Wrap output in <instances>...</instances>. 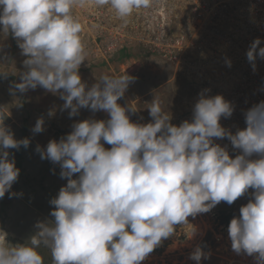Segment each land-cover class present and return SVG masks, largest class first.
<instances>
[{
	"label": "clouds",
	"instance_id": "9594fccd",
	"mask_svg": "<svg viewBox=\"0 0 264 264\" xmlns=\"http://www.w3.org/2000/svg\"><path fill=\"white\" fill-rule=\"evenodd\" d=\"M154 3L0 0V35L11 34L26 57L13 94L40 87L59 94L69 117L82 108L108 116L75 121L59 140L36 146L41 159L58 165L67 182L49 201L51 219L38 221L25 242L11 243L0 228V264H45L41 247L50 250L52 264H142L188 217L222 201L232 205L245 195L248 202L228 225L231 248L264 264V100L243 110L246 126L235 131L221 123L232 117L234 104L221 94L210 95L211 89L199 93L191 119L179 125L155 97L146 107L152 119L143 124L131 119L136 108L119 103L132 77L104 74L90 86L82 81L79 69L88 52L73 9L109 6L126 25ZM262 43L256 38L246 52L253 71L257 58L264 59ZM225 63L232 65L227 58ZM54 115L49 110L48 116ZM43 131L42 116L32 132ZM224 139L234 156L216 142ZM30 144V138L16 139L4 120L0 123V198L23 195L10 191L20 175L11 150ZM189 258L201 264L209 254L197 246Z\"/></svg>",
	"mask_w": 264,
	"mask_h": 264
},
{
	"label": "rangeland",
	"instance_id": "374dc122",
	"mask_svg": "<svg viewBox=\"0 0 264 264\" xmlns=\"http://www.w3.org/2000/svg\"><path fill=\"white\" fill-rule=\"evenodd\" d=\"M214 3L215 11L223 15H212ZM231 9L230 0H155L151 8L135 13L125 25L109 6L74 8L88 52L79 69L82 81L90 86L104 74L132 77L119 103L136 108L131 119L143 124L152 119L146 107L155 97L171 114V122L179 125L191 119L199 93L211 89L210 95L221 94L235 106L231 118L221 119L222 125L233 131L244 128L243 110L264 100V59L257 58L253 71L246 57L251 42L258 38L254 27L258 19L228 17ZM126 52L129 55L122 58ZM226 58L232 61L231 67L225 63ZM24 59L16 39L11 34L0 35V70L9 73L6 77L0 75V123L4 120L16 139H31L28 148L11 150L20 175L10 191L23 195L10 198L6 193L0 198V228L9 234L13 244L33 235L38 221L51 219L53 206L49 201L67 182L60 178L58 165L41 159L36 146L59 140L72 130L75 121L108 119L103 111L93 113L84 108L78 116L69 117L70 110L62 109L64 101L59 94L40 87L13 94L12 85L20 82ZM141 74L148 81L134 78ZM49 110H55V115L49 117ZM42 116L45 131L34 135L32 128ZM216 142L228 146L233 156L236 154L227 139ZM248 199L242 196L232 205L222 201L207 213L188 217V222L177 225L175 233L142 264H196L189 257L197 246L209 254L201 264H220L219 255L234 252L229 224L222 219V212L231 214L232 219ZM38 250L45 264H52L50 250Z\"/></svg>",
	"mask_w": 264,
	"mask_h": 264
},
{
	"label": "built area",
	"instance_id": "2783aa9c",
	"mask_svg": "<svg viewBox=\"0 0 264 264\" xmlns=\"http://www.w3.org/2000/svg\"><path fill=\"white\" fill-rule=\"evenodd\" d=\"M230 2L232 9L227 16L258 19L254 26L255 31L258 33V38L264 41V0H230ZM216 8V3H214V7L211 9V12L213 11L212 15H223L222 12L215 11ZM250 38L251 36L247 40H250ZM261 46L264 47V43ZM217 238L220 240L219 236ZM218 257L220 258V264H255L254 257L243 253L236 254L235 252H231L230 255H219Z\"/></svg>",
	"mask_w": 264,
	"mask_h": 264
},
{
	"label": "trees",
	"instance_id": "16d2710c",
	"mask_svg": "<svg viewBox=\"0 0 264 264\" xmlns=\"http://www.w3.org/2000/svg\"><path fill=\"white\" fill-rule=\"evenodd\" d=\"M125 55L123 56L122 55V58L123 57H125V56H128L129 55V53L128 52H126V53H124ZM134 78H136L138 81H140L141 79H143L144 80V82H146V81H148L147 79H145L144 78V75L143 74H141L140 76H137V77H134ZM147 85V84H146ZM225 214V212H222V219H224L225 220V222H228V224L230 223V221H231V214H228V215H224ZM223 220V221H224ZM21 238V237H20ZM17 239V238H16ZM20 243H23V239L21 240L20 239Z\"/></svg>",
	"mask_w": 264,
	"mask_h": 264
},
{
	"label": "bare ground",
	"instance_id": "6f19581e",
	"mask_svg": "<svg viewBox=\"0 0 264 264\" xmlns=\"http://www.w3.org/2000/svg\"><path fill=\"white\" fill-rule=\"evenodd\" d=\"M237 20V19H236ZM241 84V83H240ZM244 87H246V86H244ZM239 95V94H238Z\"/></svg>",
	"mask_w": 264,
	"mask_h": 264
},
{
	"label": "flooded vegetation",
	"instance_id": "af4514ba",
	"mask_svg": "<svg viewBox=\"0 0 264 264\" xmlns=\"http://www.w3.org/2000/svg\"><path fill=\"white\" fill-rule=\"evenodd\" d=\"M21 232H23V231H21Z\"/></svg>",
	"mask_w": 264,
	"mask_h": 264
}]
</instances>
